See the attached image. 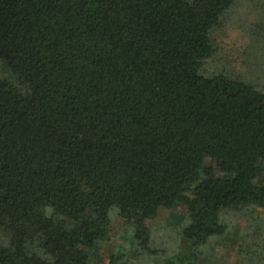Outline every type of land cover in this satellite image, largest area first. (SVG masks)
<instances>
[{"label":"trees","instance_id":"trees-1","mask_svg":"<svg viewBox=\"0 0 264 264\" xmlns=\"http://www.w3.org/2000/svg\"><path fill=\"white\" fill-rule=\"evenodd\" d=\"M0 264H264V0H0Z\"/></svg>","mask_w":264,"mask_h":264},{"label":"rangeland","instance_id":"rangeland-1","mask_svg":"<svg viewBox=\"0 0 264 264\" xmlns=\"http://www.w3.org/2000/svg\"><path fill=\"white\" fill-rule=\"evenodd\" d=\"M244 38L238 29L233 28L225 38L216 40L215 44L222 46L228 56H235L236 50L243 46ZM118 222V221H117ZM120 224V222H118Z\"/></svg>","mask_w":264,"mask_h":264}]
</instances>
